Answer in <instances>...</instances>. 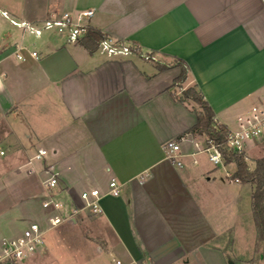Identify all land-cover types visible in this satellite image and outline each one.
Listing matches in <instances>:
<instances>
[{
  "label": "crops",
  "instance_id": "0c3cea01",
  "mask_svg": "<svg viewBox=\"0 0 264 264\" xmlns=\"http://www.w3.org/2000/svg\"><path fill=\"white\" fill-rule=\"evenodd\" d=\"M0 9L33 24L93 11L86 26L159 61L108 59L56 33L29 35L0 14V242L39 219L36 201L51 166L68 204L81 206V193L93 189L106 193L111 179L120 195L102 198L99 215L48 231L24 264H249L256 257L254 186L230 178L236 166L223 172L197 152L206 136L190 132L196 114L173 94L181 60L185 86L195 85L228 129L261 103L264 0H0ZM17 46L26 61L16 58ZM181 138L180 167L165 144ZM38 149L48 155L29 173ZM244 152L246 160L264 158V135ZM244 235L246 254L231 257L223 241L233 253Z\"/></svg>",
  "mask_w": 264,
  "mask_h": 264
},
{
  "label": "built area",
  "instance_id": "2783aa9c",
  "mask_svg": "<svg viewBox=\"0 0 264 264\" xmlns=\"http://www.w3.org/2000/svg\"><path fill=\"white\" fill-rule=\"evenodd\" d=\"M0 14L12 26L34 37H41L44 33L51 32L65 37L68 42L76 43L83 37L85 28L87 27L83 21L91 19L94 13L93 11H86L77 16H73L71 13H63L58 17L51 16L40 24L18 22L1 9ZM24 49L23 46H17L15 50L16 58L22 62L26 61V57L22 53ZM96 52L108 59L138 56L146 61L159 63L156 57L150 54H143L137 46L111 37H104L99 42ZM31 56L36 58L38 54L33 51ZM263 135L264 99L261 103L253 105L249 110L236 118L235 127L229 129L227 149L242 153L250 140L259 139ZM182 140L183 138L179 141H169L165 144L167 159L180 167L182 166V162L179 160L181 155L179 143ZM194 146L198 153L207 154L208 160L214 166L219 167L225 165L222 152L212 141L206 138L204 146H201L199 143H195ZM0 155H4V152L0 151ZM47 155L48 152L46 150L38 149L30 160L28 172H36L35 164L44 162ZM44 174L45 176L42 179L43 192L40 200V210L43 213V218L29 222L19 235L1 240L0 263L10 262L12 264H20L28 260L44 247L45 236L48 231L56 229L63 223L71 222L84 214L99 215L102 212L100 204L102 198L107 195L119 197L121 191L119 182L116 179H111L108 185L109 190L106 193L98 189H93L81 193V206L68 204L58 197L59 179L53 167L47 166ZM235 181L238 182L237 180ZM114 264L122 263L114 260Z\"/></svg>",
  "mask_w": 264,
  "mask_h": 264
},
{
  "label": "trees",
  "instance_id": "16d2710c",
  "mask_svg": "<svg viewBox=\"0 0 264 264\" xmlns=\"http://www.w3.org/2000/svg\"><path fill=\"white\" fill-rule=\"evenodd\" d=\"M108 37L100 31L89 26L85 28V33L78 42L89 52H96L99 42ZM174 67L180 69L178 77L174 80V86L179 87V92L173 94L174 98L180 103L191 106L196 114L197 122L190 130L193 134L205 135L222 152L224 164H235L236 171L231 175V179L237 180L242 184L254 186L252 195V216L256 228V257L249 261V264H256L262 255L264 262V158L255 162L254 169H250L244 152H234L227 149L228 127L219 124L215 119V113L211 106L204 99L202 93L195 85L188 86L183 91L182 85H186L188 80V66L185 62L177 60ZM169 67L159 66V70H167ZM262 249V250H260ZM0 264H12L4 262Z\"/></svg>",
  "mask_w": 264,
  "mask_h": 264
},
{
  "label": "rangeland",
  "instance_id": "374dc122",
  "mask_svg": "<svg viewBox=\"0 0 264 264\" xmlns=\"http://www.w3.org/2000/svg\"><path fill=\"white\" fill-rule=\"evenodd\" d=\"M188 87V86H187ZM185 85H182V87H181V90L183 91L184 89H186L187 88ZM257 140V139H256ZM256 140H250L248 143L249 144H252V143H254V141H256ZM247 143V144H248ZM201 146H202V144H201ZM244 152V151H243ZM245 153V152H244ZM250 157H251V159H248L247 161H248V165H250L252 168H254V166H255V158H256V154L255 155H249ZM202 157H206V159H207V162L211 165V166H214L209 160H208V155L207 154H203V156ZM215 167V166H214ZM219 169L221 170V171H229V172H231L232 170H234L235 169V165L234 164H229V165H221V166H219ZM40 200H41V196L40 197H38V199H37V201H36V204L38 203V206L40 207ZM88 216L90 217V216H94V215H89L88 214ZM87 216V217H88ZM43 218V213L41 212V214H40V216H39V219H37V220H40V219H42ZM35 219H33V220H31V221H27L26 223H25V225H28L29 224V222H32V221H34ZM83 230H85V228H83ZM82 230V228L81 227H79V232H82L83 231ZM88 232V231H87ZM86 232V233H87ZM75 233H77V231L75 232ZM52 234V233H51ZM66 234V233H65ZM9 236H5L4 235V238H8ZM238 239V238H237ZM249 237L247 236V235H244L243 237H240L238 240H237V245H236V248H235V250H233V253H231L232 252V247L228 244V242H227V240H225V241H223V247L227 250V252H228V254L231 256V257H233V255L234 254H239V253H244V254H246V252H247V249H248V246H249ZM260 250H262V249H260ZM253 259V258H252ZM259 260H261V256L259 257ZM257 261V264H263L264 262L261 260V261ZM26 261H28V260H26ZM26 261H24V262H21L20 264H24Z\"/></svg>",
  "mask_w": 264,
  "mask_h": 264
},
{
  "label": "water",
  "instance_id": "95a60500",
  "mask_svg": "<svg viewBox=\"0 0 264 264\" xmlns=\"http://www.w3.org/2000/svg\"><path fill=\"white\" fill-rule=\"evenodd\" d=\"M263 258V256L261 255V259ZM229 264H234L233 262H230Z\"/></svg>",
  "mask_w": 264,
  "mask_h": 264
}]
</instances>
